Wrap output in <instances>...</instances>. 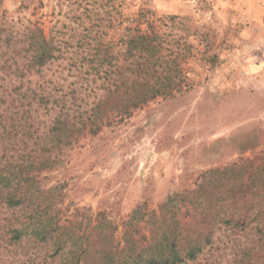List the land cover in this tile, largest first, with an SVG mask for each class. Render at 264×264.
I'll list each match as a JSON object with an SVG mask.
<instances>
[{
	"label": "rangeland",
	"instance_id": "374dc122",
	"mask_svg": "<svg viewBox=\"0 0 264 264\" xmlns=\"http://www.w3.org/2000/svg\"><path fill=\"white\" fill-rule=\"evenodd\" d=\"M149 25L177 56L183 87L121 114L114 85L122 45ZM35 27L58 52L32 68L26 49ZM0 28V155L13 125V139L25 125L32 143L68 119L73 141L54 152L58 164L41 177L45 190L56 188L63 221L94 226L100 215L121 238L138 208L158 212L211 170L243 161L264 169V0H0ZM100 43L113 59L96 53ZM7 217L0 204V226ZM257 243L253 232L220 227L214 243L184 264H238ZM0 245V264H31L22 248Z\"/></svg>",
	"mask_w": 264,
	"mask_h": 264
},
{
	"label": "trees",
	"instance_id": "16d2710c",
	"mask_svg": "<svg viewBox=\"0 0 264 264\" xmlns=\"http://www.w3.org/2000/svg\"><path fill=\"white\" fill-rule=\"evenodd\" d=\"M4 32L0 28V45ZM166 44L165 35L152 25L145 32L135 30L124 41V62L117 67L114 85L119 113L129 114L159 97H172L183 87L177 56L166 53ZM104 47L98 44L96 53L113 59L111 49ZM26 51L32 53V68L46 65L58 52L37 27L29 30ZM121 87H133L135 92L129 95ZM101 113L99 105L95 118ZM16 126L7 131L10 143L0 155V204L8 215L5 225L0 226V240L9 248H22L27 262L184 264L195 261L214 243L220 227L258 236L257 245L246 248L238 264L264 262V169L256 170L243 161L211 170L202 175L195 190L171 196L158 212L138 208L118 238L115 224L100 215L94 226L84 224V220L63 221L58 202L51 197L56 188L45 190L42 186V174L58 164L54 152L73 141L68 119H57L32 143L33 134L25 132V125L19 139L11 137ZM26 134L28 140L23 139Z\"/></svg>",
	"mask_w": 264,
	"mask_h": 264
},
{
	"label": "crops",
	"instance_id": "0c3cea01",
	"mask_svg": "<svg viewBox=\"0 0 264 264\" xmlns=\"http://www.w3.org/2000/svg\"><path fill=\"white\" fill-rule=\"evenodd\" d=\"M258 7H259V8H258L259 12H260V10H261V12H262V11H263L262 6L259 4Z\"/></svg>",
	"mask_w": 264,
	"mask_h": 264
}]
</instances>
